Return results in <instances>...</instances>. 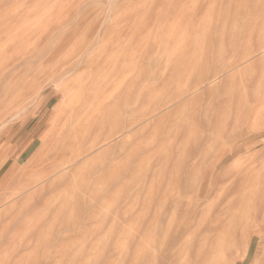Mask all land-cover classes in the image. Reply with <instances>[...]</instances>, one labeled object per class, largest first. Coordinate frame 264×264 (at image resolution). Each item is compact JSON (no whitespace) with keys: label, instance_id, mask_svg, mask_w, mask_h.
Instances as JSON below:
<instances>
[{"label":"rangeland","instance_id":"obj_1","mask_svg":"<svg viewBox=\"0 0 264 264\" xmlns=\"http://www.w3.org/2000/svg\"><path fill=\"white\" fill-rule=\"evenodd\" d=\"M0 155V264H264V0H0Z\"/></svg>","mask_w":264,"mask_h":264},{"label":"bare ground","instance_id":"obj_2","mask_svg":"<svg viewBox=\"0 0 264 264\" xmlns=\"http://www.w3.org/2000/svg\"><path fill=\"white\" fill-rule=\"evenodd\" d=\"M118 8V7H117ZM130 10V9H129ZM32 12V11H31ZM139 14V13H138ZM133 15V14H132ZM130 19H132V18H130ZM129 21V20H128ZM131 21V20H130ZM134 22V21H133ZM127 33V32H126ZM128 34H130V33H128ZM29 37V36H28ZM171 39V38H170ZM169 41V40H168ZM171 42V41H170ZM97 59V58H96ZM96 59H94V60H96ZM100 60V59H99ZM92 65V64H91ZM94 65V64H93ZM96 65V64H95ZM94 65V66H95ZM92 68V67H91ZM97 93H99V92H97ZM77 97V96H76ZM74 98V97H73ZM61 108V107H60ZM9 109V108H8ZM260 110V109H259ZM258 110V111H259ZM2 111V110H1ZM5 122V121H4ZM2 127V126H1ZM3 127H4V125H3ZM5 159H6V156L4 157V156H1L0 155V167L2 166V164L5 162ZM218 255V254H217ZM220 257V256H219Z\"/></svg>","mask_w":264,"mask_h":264}]
</instances>
